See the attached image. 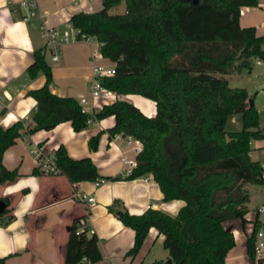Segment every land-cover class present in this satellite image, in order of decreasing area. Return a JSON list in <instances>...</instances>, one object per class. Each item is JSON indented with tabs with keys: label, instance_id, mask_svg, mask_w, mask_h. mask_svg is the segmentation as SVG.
Masks as SVG:
<instances>
[{
	"label": "trees",
	"instance_id": "trees-1",
	"mask_svg": "<svg viewBox=\"0 0 264 264\" xmlns=\"http://www.w3.org/2000/svg\"><path fill=\"white\" fill-rule=\"evenodd\" d=\"M125 2L123 12H110ZM259 0H102L95 11L79 10L70 17L78 36L97 38L103 56L116 62L115 72L103 83L120 94L139 93L155 101L156 113L146 115L132 101L116 98L103 103L96 118L113 115L109 136L122 133L142 142L136 165L127 177L153 175L163 199H184L174 215L150 207L142 213L118 214L132 227L135 253L151 226L164 234L171 264H225L233 246V224L245 221L249 192L245 182L264 183V166L249 156L253 138H261L259 112L250 105L246 87L230 85L226 73L235 67L250 69L256 58L264 60V35L255 26L239 23L240 7ZM30 77L40 72L46 83L32 88L38 105L26 129L25 120L0 124V183L13 182L19 171L3 162L4 151L23 132L50 129L69 120L82 130L90 113L72 95L51 89L52 65L44 48L36 49L28 67ZM241 113L242 128L227 130L231 113ZM99 133L89 139L98 146ZM59 171L72 182L100 177L89 156L71 157L65 145L55 151ZM38 171V169H35ZM121 177V176H118ZM64 264L101 259L98 237L78 221L70 225ZM248 237L247 252L254 257L255 232ZM0 258V264L6 263ZM152 264H161L153 262Z\"/></svg>",
	"mask_w": 264,
	"mask_h": 264
},
{
	"label": "crops",
	"instance_id": "crops-1",
	"mask_svg": "<svg viewBox=\"0 0 264 264\" xmlns=\"http://www.w3.org/2000/svg\"><path fill=\"white\" fill-rule=\"evenodd\" d=\"M121 3L122 10L113 12L124 11L125 2ZM101 7L102 0H40L32 12L22 5V0H0L1 125L26 120L37 108L38 100L29 91L43 86L46 75L40 72L30 77L27 69L35 58L36 49L46 48L47 37L42 26H54L61 36L69 37L58 50L59 59L52 58L55 47L46 50V60L52 65L51 89L62 96L72 95L79 101L83 95L87 96L89 101L83 106L88 112L92 105L98 104L89 94L92 65L111 61L98 55L101 44L97 38L90 35L78 38L75 30L70 29V17L79 10L95 11ZM240 8L239 23L253 25L257 35H264V0H259L256 6ZM263 70L264 60L257 62L255 59L247 69L250 74L239 71L245 78L243 87L258 109L262 132ZM118 97L132 101L146 115L156 113L155 101L139 93H117L101 104L113 102ZM100 107L95 106L94 112ZM114 122L113 115L95 118L77 131L65 120L50 129L23 132L4 151L3 162L8 168L19 171L15 181L0 183V258L6 257L5 264H64L66 242L74 220L81 230L90 228L98 237L101 259L94 264H165L170 257L169 251L164 247V234L155 226L150 227L138 250L129 252L134 245L135 230L122 222L118 210L134 214L153 207L174 215L185 201L179 198L165 201L151 174L127 177L132 167L126 159L135 158L136 138L122 133L109 136L108 130ZM242 124L241 113L234 112L227 118L226 129L239 130ZM98 133V146L92 149L89 139ZM61 145H65L73 158L89 156L99 176L106 180L95 186L94 180L72 182L60 171H44L37 151L49 156ZM249 156L264 166V136L252 139ZM243 187L250 196L248 211L244 222L239 217L231 220L235 241L226 253L225 264H264V246L254 257L247 252L248 237L254 228H264V212H258L264 202V183L248 181ZM79 192L93 194L94 204L79 199Z\"/></svg>",
	"mask_w": 264,
	"mask_h": 264
},
{
	"label": "built area",
	"instance_id": "built-area-1",
	"mask_svg": "<svg viewBox=\"0 0 264 264\" xmlns=\"http://www.w3.org/2000/svg\"><path fill=\"white\" fill-rule=\"evenodd\" d=\"M40 0H22V5L25 6L28 9H32V12H34L35 8L38 6ZM42 28L45 30L44 34L47 37V42H46V48H44V51H46L48 49V47H55L56 48V52L53 53L52 58L54 60L59 59L60 54L58 52L59 48L61 47V44L68 40V35H64L61 36L60 35V31L58 29H56L54 26H42ZM70 29H74L75 32L78 34L79 30L73 28L72 26H70ZM89 35L86 34H81L78 36L79 37H88ZM98 55L101 56L103 55L101 50L100 52H98ZM257 62H261L263 59H259L256 58ZM111 61V60H110ZM115 66H116V62L115 61H111L110 63H105V62H97L94 63L92 65V72H91V83L89 86V94L90 96L97 100L96 102H98V104L96 103L95 106L101 105L102 106V102L108 98V97H114L117 93L113 90H111L110 88H108L104 83H103V78L106 75H111L113 74V72H115ZM264 72V70H263ZM89 101L87 96H82L79 103L82 106V109L84 111L85 108L83 106V104L87 103ZM92 105V110L90 113V116L87 118V124L88 123H92L94 121L95 117V113L94 112V107ZM88 112V111H87ZM33 125V121L31 119V117L27 118L25 120V127L26 129L31 127ZM136 144L134 145L133 149L137 152L141 149V142L136 139L135 140ZM37 156L39 158L40 161V165L41 168L44 171L47 172H58L59 168L56 164L55 161V152L52 153L49 156H44L40 150L37 151ZM127 163L133 167L134 165H136L137 163V159L132 158V159H126ZM264 172V170H263ZM106 180L105 177H98L94 180V184L95 186H99L101 182H104ZM78 198L83 200L86 199L87 202L89 204H94L95 202V196L93 194H87V193H82L79 192L78 193ZM258 212H264V202L262 204H260L259 208H258ZM89 231L92 232V230L89 228ZM264 246V228H260L258 230H256L255 232V243H254V254L258 255L259 252L261 251L262 247ZM81 264H93L91 263L88 259L83 258V260L81 262H79Z\"/></svg>",
	"mask_w": 264,
	"mask_h": 264
},
{
	"label": "rangeland",
	"instance_id": "rangeland-1",
	"mask_svg": "<svg viewBox=\"0 0 264 264\" xmlns=\"http://www.w3.org/2000/svg\"><path fill=\"white\" fill-rule=\"evenodd\" d=\"M122 3L117 6V7H112L109 11L112 13L113 11H121L122 10ZM238 63V60L235 61V67L229 71V73H226L225 76L227 77L230 85L232 86H240V87H243L244 86V83L245 82V78L243 77L242 74H239L240 70H241V73H245L244 75L246 74H250L248 73L247 69H239L238 67H236V64ZM262 72V70H261ZM256 80H258L259 78H255ZM252 194V192H251Z\"/></svg>",
	"mask_w": 264,
	"mask_h": 264
},
{
	"label": "water",
	"instance_id": "water-1",
	"mask_svg": "<svg viewBox=\"0 0 264 264\" xmlns=\"http://www.w3.org/2000/svg\"><path fill=\"white\" fill-rule=\"evenodd\" d=\"M187 1H191V2L194 3V2H198L199 0H187ZM248 102H249L250 105H253V97L252 96H250L248 98ZM121 211L122 210H118L119 213H121ZM171 263H172V258L169 257L168 260L165 261V264H171Z\"/></svg>",
	"mask_w": 264,
	"mask_h": 264
}]
</instances>
